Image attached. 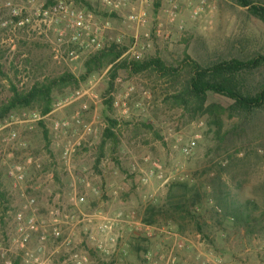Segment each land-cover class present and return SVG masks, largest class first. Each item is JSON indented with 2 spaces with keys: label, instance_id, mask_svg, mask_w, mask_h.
Masks as SVG:
<instances>
[{
  "label": "rangeland",
  "instance_id": "374dc122",
  "mask_svg": "<svg viewBox=\"0 0 264 264\" xmlns=\"http://www.w3.org/2000/svg\"><path fill=\"white\" fill-rule=\"evenodd\" d=\"M60 1L102 29L100 48L80 49L70 42L63 14L53 11ZM194 3L146 0V23L137 27L129 16L139 0L117 12L102 0H0V98L10 84L25 88L35 78L63 71L79 77L84 60L111 42L127 47L122 56L127 60L134 59L127 52L136 44L143 47L140 60L157 57L173 67L185 57L202 65L264 57V23L247 8L234 0H206L204 11L194 17ZM107 70L56 95L51 112L40 120L31 119L37 112L20 110L0 123V264H24L25 250L40 244L38 231L21 242L18 213L31 215L38 230L48 234L58 217L62 238L49 235L44 243L51 264H76L73 253L87 255L88 264H264V107L240 122L229 116L226 99L209 94L206 105L214 104L212 111L193 114L172 97L180 86L151 71L119 70L105 94ZM256 78L264 80V65ZM91 85L96 97L71 99L74 91ZM109 97L111 105L105 104ZM83 103L88 106L83 120H93L97 132L87 137L68 172L52 138V122L70 117ZM108 119L117 124L114 137L102 145ZM13 131L15 141L4 140ZM14 165L26 168L24 182L8 175ZM150 171L153 175L143 183ZM173 182L203 192L196 209L202 230L190 219L180 221V227L164 220L150 229L141 226L146 206L161 205ZM79 194L82 202L75 199ZM29 197L35 199L30 208ZM245 201H250V226L227 214V205ZM118 213L122 219L117 222ZM100 220H109L111 230L100 232ZM110 237L116 241L109 242Z\"/></svg>",
  "mask_w": 264,
  "mask_h": 264
},
{
  "label": "trees",
  "instance_id": "16d2710c",
  "mask_svg": "<svg viewBox=\"0 0 264 264\" xmlns=\"http://www.w3.org/2000/svg\"><path fill=\"white\" fill-rule=\"evenodd\" d=\"M234 1L264 23V5L258 2L259 0ZM126 48L111 42L90 54L83 62V74L79 77L70 71H63L56 76L35 78L32 84L25 88L10 84L7 95L0 98V123L20 110L37 112L40 116L48 115L56 95L62 94L66 89L78 88L80 83L103 69H108V88L105 94L112 90L119 70L126 69L134 74L151 71L161 77H168L173 85L177 83L180 86L172 97L193 114L212 111L214 104L206 105L209 94L226 99L229 103V116L238 117L240 122L247 121L249 116L264 107V80L256 78L257 72L264 65V57L261 55L220 59L206 65L185 57L180 65L173 67L157 57L127 60L122 57ZM111 103L112 97L105 100V104ZM116 124L115 120L108 119V125L103 131L102 145L107 139L114 137L112 128ZM218 126L220 128L219 123ZM44 136H47L46 130ZM3 196L4 193L0 191V198ZM202 200L201 189L188 183L173 182L168 186L164 202L161 205L146 206L141 220L147 226L164 220L177 223L180 227V221L190 219L202 230L196 213ZM217 200L220 202V199ZM249 204L250 201H245L238 205H227L230 208L227 214L236 223L250 226L253 218L250 211H247Z\"/></svg>",
  "mask_w": 264,
  "mask_h": 264
},
{
  "label": "built area",
  "instance_id": "2783aa9c",
  "mask_svg": "<svg viewBox=\"0 0 264 264\" xmlns=\"http://www.w3.org/2000/svg\"><path fill=\"white\" fill-rule=\"evenodd\" d=\"M140 6L139 8L129 16V20H131L137 27H142L146 23V12L143 9V4L146 0H139ZM195 1L192 4V16H199L207 6L206 0H193ZM130 0H102V3L105 7L109 8V10L113 12H117L127 6ZM176 6L173 5L171 11H169V15L171 18L174 17ZM54 12H59L63 14V18L65 19V27L70 31V42L76 44L80 49H84L88 46H93L98 49L101 47V40L103 38L102 29L96 25L91 24L86 20L85 15L82 11H73L68 9V7L63 3L59 2L56 6L53 7ZM45 14V13H43ZM60 17H57L56 21ZM22 21H19L18 24H21ZM159 30L157 31V34ZM84 36H86V40H84ZM141 48H136V44H133L129 49L127 54H130L134 59H141L142 50ZM69 54L72 58H77V54L74 50H71ZM92 85L86 89H77L71 94L72 100L81 99L84 97H96L92 91ZM71 100V101H72ZM88 110V106L83 103L81 108L76 111L70 117L53 120L52 122V138L57 145L60 146V160L65 170L70 172L71 161L79 151V149L84 145L88 136L95 135L97 132L96 127L94 126V121L85 122L83 120L82 113ZM125 112V110L123 111ZM44 116H40L38 113H32L31 119L40 120ZM20 121H15L14 123H18ZM104 126V125H103ZM105 127V126H104ZM51 134V133H50ZM15 141L16 132H10L7 137L4 138ZM192 144L186 145L183 148V152L188 154L191 151ZM25 167L23 165H14L13 169L8 171V175L13 177L16 182H24L25 180ZM153 175V172L150 171L149 175L143 177V183L148 181V177ZM70 186L74 187V183ZM75 199L78 202H82L84 197L82 195H76ZM27 207H33L35 205V199L32 197L27 198L26 201ZM53 214L58 215V211L53 212ZM118 219L117 222L122 219V214L118 213L116 216ZM94 218H89L87 220V224L92 223ZM115 221V220H114ZM16 222L18 225V230L22 237L21 242H27L29 239V232H39V241L34 249H27L24 252V264H51L50 259L44 256V243L47 241L48 236L51 235L54 239H61V226L58 217L53 218V223L51 225L50 234L47 233L46 230H38L36 223L33 217L24 216L23 213H18L16 215ZM25 226V227H24ZM113 224L109 220H100L98 224V229L102 233H106L111 230ZM141 226L145 229H150L152 226H147L141 221ZM25 228V229H24ZM116 239L113 237L109 238V242H115ZM100 248V246H99ZM72 258L76 264H88V256L85 254L73 253Z\"/></svg>",
  "mask_w": 264,
  "mask_h": 264
}]
</instances>
